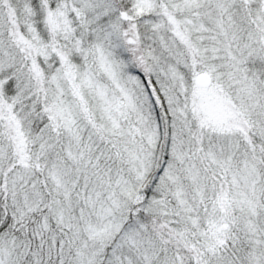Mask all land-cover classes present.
Masks as SVG:
<instances>
[{
	"label": "snow or ice",
	"instance_id": "obj_1",
	"mask_svg": "<svg viewBox=\"0 0 264 264\" xmlns=\"http://www.w3.org/2000/svg\"><path fill=\"white\" fill-rule=\"evenodd\" d=\"M0 264H264V0H0Z\"/></svg>",
	"mask_w": 264,
	"mask_h": 264
}]
</instances>
